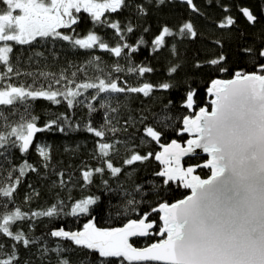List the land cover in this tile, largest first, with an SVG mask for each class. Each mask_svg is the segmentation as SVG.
Instances as JSON below:
<instances>
[{"label":"snow or ice","instance_id":"obj_1","mask_svg":"<svg viewBox=\"0 0 264 264\" xmlns=\"http://www.w3.org/2000/svg\"><path fill=\"white\" fill-rule=\"evenodd\" d=\"M167 2L170 0H147L146 5L141 0L135 3V9L138 15H147L149 6L159 7ZM181 2L192 12L199 13L193 0ZM0 3L5 6L0 10V80L8 79L13 74L21 75L11 63L14 45L10 42L28 45L38 39L59 40L67 42L73 48H99L117 58L127 56L129 61L131 54L145 43L143 38L135 45L127 43L125 28L120 22L105 18L106 13L118 14L124 8L131 7L129 0H0ZM221 6L226 15L216 26L231 30L236 20L228 14L230 9L226 4ZM81 12L88 14L94 26L114 30L119 40L125 42L112 47L95 31H89L83 37L76 34L74 26L80 22L77 14ZM239 13L250 25L258 22L257 16L249 7H239ZM61 29L68 30V33ZM126 31L132 33L134 29L127 26ZM197 35L190 21L180 25L176 31L165 25L151 40L152 50L160 51L177 37L195 39ZM215 43L222 47L220 41ZM240 51L251 70L247 67L236 68L230 79H211L206 88L211 97V110L199 107L195 111L197 91L189 87L181 98V107L191 114L183 116L178 134L187 133L191 138L186 141V146L176 140L167 145L160 144L162 151L154 154L155 160L162 166L154 173L161 178V182L154 185L157 195L169 191L173 183L189 189L190 194L174 203H159L150 212L145 211L135 219H128L122 227L99 228L89 219L78 231L53 227L46 237H29L22 229L14 231L13 226L17 222L40 217L88 216L99 198L88 196L72 202L70 206L58 201L47 209L30 213L23 212L19 207L7 210L22 178L29 172H38L34 165L24 160L8 172L7 183L0 181V198H4L0 201V208L4 209L0 211V264H115L112 258L127 261L128 264H145L150 261L162 264H264V41ZM171 52L178 56L176 44H172ZM99 59L94 57L89 64L98 62ZM226 63L227 57L221 53L204 63L197 62L195 67H207L213 73H227L229 68L224 66ZM96 66L98 71H103L98 63ZM178 67H170L169 76L176 73ZM112 70L117 73L125 71L118 63ZM152 71L151 67L143 65L130 64L127 68L128 73L138 74L140 77ZM40 75L47 77L50 74ZM51 75L52 83L46 88L15 86L11 83L0 87V106H24V115L15 124L8 123V115L0 112V120L4 121L0 126L6 129L0 131V149L7 151L9 147L16 148L24 154L33 146L37 133L50 131L54 126L59 127L61 132L64 131L60 122L67 123L68 118L63 113L46 122L43 127L37 125L39 118L30 114L27 102L43 99L53 105L65 102L68 109L81 105L87 108L90 115L100 109L104 110L103 123L99 127H95L91 120L84 126L86 132L97 138L94 158L101 161L99 167L82 169L81 178L85 184L92 182L94 174H104L107 171L111 177L116 178L123 173L124 169L115 166L111 159L119 152L121 144L127 153L123 166L132 167L153 156L151 152L141 154L136 151L134 143L129 147L127 139H116L118 133H128V128L132 126L129 119H125L121 127H117L113 121L119 123L121 94H142L148 97L154 90H169L173 87L171 83L153 85L144 82L139 86H130L126 80L120 82L119 77L112 78L111 74L107 77L97 75L93 80L77 83L63 73L58 79L54 74ZM72 75L75 76L76 73ZM86 92L88 96H85ZM113 100L117 101L116 107L112 106ZM171 104L172 101L169 100L165 109ZM10 115L14 116L16 112L13 111ZM145 119H140L143 125L141 142H146L147 138L159 143L162 131L154 126L144 125ZM170 119V116L162 113L158 123L167 127L166 121ZM35 147L44 162L43 167L47 168L51 160L49 149L40 145ZM196 149L207 153L208 159L202 165L183 167L181 158L194 153ZM196 167L209 169L211 175L207 179H201L194 174ZM64 175V172L57 173L60 187L66 184ZM104 184L107 185L108 181L105 180ZM141 191V186L137 185L132 192H125L121 205L117 207V215L120 214V207L125 212H138L137 205L142 201L137 200L136 196ZM30 199L31 197H26V200ZM152 213H159V232L155 234L162 238L147 247H134L130 242L132 237L153 234L152 230L157 224L150 219ZM49 238L55 241V246H49Z\"/></svg>","mask_w":264,"mask_h":264},{"label":"trees","instance_id":"obj_2","mask_svg":"<svg viewBox=\"0 0 264 264\" xmlns=\"http://www.w3.org/2000/svg\"><path fill=\"white\" fill-rule=\"evenodd\" d=\"M141 0H129L131 7H126L117 13H106L105 18L111 21H119L125 28V41L135 45L138 40L143 38L144 44L140 45L137 52L131 54V61L127 56L115 57L109 52L99 48L83 50L73 48L64 41L40 40L28 45H14L11 54V63L18 69L21 75H10V78L0 80V87H5L8 83L15 86H29L33 88L47 87L52 83V75L58 79L63 73L68 79L75 80L77 83L93 80L97 75L107 77L111 74L112 78L119 77V81H127L130 86H139L144 82L158 85L168 82L173 85L167 91L154 90L153 93L145 97L142 94H121L119 98V123H113L117 127L124 124L125 119H129L128 133L120 132L116 139L124 141L127 139L129 147L134 143L135 150L141 154L153 153L149 160L139 163L132 167L123 166L126 149L121 144L117 154L111 157L115 166L122 167L123 173L113 178L107 171L104 174H94L92 182L85 184L81 178V171L85 168H95L101 166V161L94 158L96 137L84 130V126L91 120L95 127L103 123L104 110L88 113L86 107L77 105L74 109H68L67 104L62 102L53 105L50 102L37 99L28 101L31 115L38 117L37 125L43 127L46 122L56 119L62 113L67 116V123L60 122L64 131L54 126L52 130L39 133L30 148L29 152L21 154L18 149L9 147L7 151L0 149V181L7 183L8 172L15 166L18 167L24 160L34 165L38 172H29L24 178L14 194L13 200L9 203V211L19 207L23 212L30 213L36 210H43L58 201H63L65 206H70L72 202L78 201L88 196L98 197L97 203L90 209L88 216H67L59 215L55 218L40 217L34 220L17 222L13 230L22 229L29 237H46L53 227H64L66 230L78 231L83 225L92 219L99 228L122 227L128 219H135L145 211L158 206L159 203H174L190 194L189 189L178 187L173 183L171 189L162 195H157L154 185L161 182V178L154 175L162 167L155 160L154 154L160 152V144H169L176 140L182 146L191 137L187 133L178 134L182 127L184 115L191 114L181 107V98L185 95L189 87L197 91L195 111L199 107H208L211 110L209 101L211 97L207 94L206 88L211 79H230L232 72L236 68L251 70L248 61L241 54V49L260 45L264 41V0H193L199 9V13L192 12L181 0H170L159 7L151 5L148 7L147 15H138L135 3ZM147 5V0H143ZM226 4L236 24L231 30L220 29L216 25L226 15L221 5ZM0 3V10L4 9ZM239 7H249L257 16L258 22L254 25L247 23L245 18L239 13ZM192 22L198 35L195 39H181L177 37L170 40L168 45L160 51L152 50L151 40L158 34V31L165 25L176 31L185 22ZM127 26H131L134 31L127 33ZM75 27V33L83 37L89 31H95L101 36L105 43L114 47L120 41L114 30L91 23L87 13L80 14V22ZM147 29L148 31H145ZM68 33V30L61 29ZM220 41L222 47L215 42ZM172 44H176L178 56L171 52ZM127 51V50H126ZM36 53L42 55L37 56ZM223 54L227 57L224 65L229 68L227 73L210 72L207 67L197 69V62L204 63L209 58ZM94 57H99L98 62L89 64ZM97 63L100 69L97 70ZM125 69L122 72H114L112 69L116 64ZM131 65H143L151 67L152 72L146 73L143 77L138 74L127 72ZM178 65L177 72L169 76V68ZM82 69V70H81ZM76 73L73 76V73ZM41 73H48L49 76H41ZM63 83V82H62ZM55 87H60L55 85ZM93 90H89L92 92ZM88 96V93H85ZM80 99H83L81 97ZM171 100L172 104L168 109L165 105ZM95 103V102H93ZM112 106H117V101L113 100ZM99 108V105L96 104ZM15 111L16 115H10ZM0 112L8 115V123L15 124L20 122V116L24 115V106L17 104L14 107L0 106ZM171 117L166 121L167 127L158 123L161 114ZM141 117L146 118L144 125H151L162 131L159 143L145 138L142 143L143 125L140 123ZM30 118V117H28ZM4 121L0 120V125ZM79 125V128H77ZM6 130L0 126V131ZM111 137V134H109ZM130 137V138H129ZM41 144L48 147L51 160L48 167L44 168V162L38 155L35 145ZM208 159L205 152L195 153L181 160V165L185 168L202 165ZM64 172V187L59 186L57 173ZM195 175L201 179L208 178L211 172L207 168L196 167ZM18 175V173H14ZM108 184L105 185L104 181ZM141 186V193L136 196L137 200L142 201L137 205L138 212H125L120 207V214L117 215V207L121 205L125 192H132L134 188ZM31 186V187H30ZM36 193H39L37 196ZM26 197H31L26 200ZM4 198H0V201ZM0 211L4 209L0 208ZM151 220L156 221L157 226L152 230L153 234L143 238H135L131 243L138 248L146 247L158 242L162 237L156 235L159 232V213H152ZM50 247L55 246V241L50 238L47 241ZM34 251V249H33ZM115 264H128L118 258H112ZM135 264V263H134ZM145 264H160L146 262Z\"/></svg>","mask_w":264,"mask_h":264},{"label":"water","instance_id":"obj_3","mask_svg":"<svg viewBox=\"0 0 264 264\" xmlns=\"http://www.w3.org/2000/svg\"><path fill=\"white\" fill-rule=\"evenodd\" d=\"M246 20V19H245ZM39 133H37L36 135H35V137H34V140H35V138H36V136L38 135ZM34 142V141H33ZM186 146V145H185ZM161 151H162V149H161ZM203 151L201 150V149H196L195 150V152L194 153H190V154H188V155H186V156H183L182 158H181V160L182 159H184L185 157H187V156H191V155H194L195 153H202ZM207 179V178H206ZM135 238H143V237H132L131 239H130V242L133 240V239H135ZM134 246V245H133ZM135 247V246H134ZM147 247V246H146ZM138 248V247H137ZM143 248V247H142ZM150 262H154V263H160V264H162V262H156V261H150ZM135 263V262H134ZM146 263V262H145Z\"/></svg>","mask_w":264,"mask_h":264},{"label":"rangeland","instance_id":"obj_4","mask_svg":"<svg viewBox=\"0 0 264 264\" xmlns=\"http://www.w3.org/2000/svg\"><path fill=\"white\" fill-rule=\"evenodd\" d=\"M105 16H106V14H105ZM66 30V29H65ZM38 145H40V146H43V145H41V144H38ZM48 148V147H47ZM184 167V166H183ZM206 179V178H205Z\"/></svg>","mask_w":264,"mask_h":264},{"label":"flooded vegetation","instance_id":"obj_5","mask_svg":"<svg viewBox=\"0 0 264 264\" xmlns=\"http://www.w3.org/2000/svg\"><path fill=\"white\" fill-rule=\"evenodd\" d=\"M83 12H81L80 14H82ZM80 14H77L78 16H80Z\"/></svg>","mask_w":264,"mask_h":264}]
</instances>
